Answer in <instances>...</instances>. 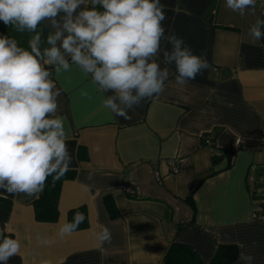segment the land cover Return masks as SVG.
Segmentation results:
<instances>
[{
  "label": "crops",
  "instance_id": "obj_1",
  "mask_svg": "<svg viewBox=\"0 0 264 264\" xmlns=\"http://www.w3.org/2000/svg\"><path fill=\"white\" fill-rule=\"evenodd\" d=\"M160 3L165 35L182 38L209 68L180 86L174 65L168 66L164 92L129 110L131 120L102 106L112 93L99 91L90 76L75 68L60 76L58 114L70 135L73 176L60 184L52 222L35 218L41 192L10 195L0 189V230L21 243L8 264H164L172 242L192 247L203 264L220 246L236 247L232 264H247L242 251L254 257L252 264H264V214L257 212L264 210V42L252 44L248 35L256 19L264 20V6L240 16L225 7L226 0ZM39 27L46 39L50 27ZM0 35L28 47L30 34L3 21ZM159 60L165 67L162 54ZM235 139L241 141L237 150ZM213 155L219 157L214 163ZM173 159L177 173L171 172ZM79 208L87 225L61 239L60 225ZM101 225L111 232L103 245L94 235ZM37 234L55 243L42 246Z\"/></svg>",
  "mask_w": 264,
  "mask_h": 264
},
{
  "label": "clouds",
  "instance_id": "obj_2",
  "mask_svg": "<svg viewBox=\"0 0 264 264\" xmlns=\"http://www.w3.org/2000/svg\"><path fill=\"white\" fill-rule=\"evenodd\" d=\"M255 5L256 0L225 3L240 16L254 15ZM164 8L160 0H0V21L30 34L27 48L0 35V189L36 196L49 177L55 183L69 171L70 135L65 117L58 114L62 89L56 82L63 74L75 68L90 76L99 91L112 93L102 106L131 120L129 110L164 92L168 66L174 65L180 86L209 68L182 38L165 35ZM45 22L51 31L42 39L39 26ZM248 35L252 44L264 37V20L256 19ZM81 95L88 93L82 90ZM84 218L75 213L71 222L60 225L58 236L71 235ZM94 235L101 245L111 241L104 225ZM36 240L42 246L55 243L40 234ZM20 248L18 239L0 230V264H8ZM240 259L252 264L254 257L242 251Z\"/></svg>",
  "mask_w": 264,
  "mask_h": 264
},
{
  "label": "trees",
  "instance_id": "obj_3",
  "mask_svg": "<svg viewBox=\"0 0 264 264\" xmlns=\"http://www.w3.org/2000/svg\"><path fill=\"white\" fill-rule=\"evenodd\" d=\"M261 41L264 42V37L261 38ZM219 159L218 156L213 155V163ZM73 176L72 172L68 171L64 177L60 180L53 183L52 177H49L41 195L38 196V199L34 202V212L35 218L37 221L41 222H52L58 217V209L57 208V199L59 195V191L61 188V183L69 179ZM188 203L194 207L190 198H187ZM113 204L107 203L106 207L111 213V216H114V207ZM80 212L84 214L86 218L85 209L79 208L70 211L68 216V222L73 220L75 213ZM260 214H264V210L262 208L258 209ZM84 218L83 223L79 225L77 229L84 228L87 223ZM195 250L185 244L172 242L167 251L165 252L163 263L164 264H203L199 255L194 252ZM238 256L237 250L235 246H220L216 250V253L211 260L210 264H232L233 261L236 260Z\"/></svg>",
  "mask_w": 264,
  "mask_h": 264
},
{
  "label": "built area",
  "instance_id": "obj_4",
  "mask_svg": "<svg viewBox=\"0 0 264 264\" xmlns=\"http://www.w3.org/2000/svg\"><path fill=\"white\" fill-rule=\"evenodd\" d=\"M256 5L257 6L258 5L259 6H264V0H256ZM234 141L235 142H234L233 150H237L239 148V146H240L241 141L239 139H235ZM177 164H178V160H176V159L169 160V165H170L172 173H177L178 172ZM123 191L125 193H127V194H131V193L135 192V190L133 188H131V187H124Z\"/></svg>",
  "mask_w": 264,
  "mask_h": 264
},
{
  "label": "rangeland",
  "instance_id": "obj_5",
  "mask_svg": "<svg viewBox=\"0 0 264 264\" xmlns=\"http://www.w3.org/2000/svg\"><path fill=\"white\" fill-rule=\"evenodd\" d=\"M258 183V182H257ZM259 184L264 185V181L259 182Z\"/></svg>",
  "mask_w": 264,
  "mask_h": 264
}]
</instances>
